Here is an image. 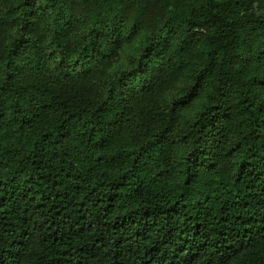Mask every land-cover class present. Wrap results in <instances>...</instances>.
Returning a JSON list of instances; mask_svg holds the SVG:
<instances>
[{"label": "trees", "instance_id": "trees-1", "mask_svg": "<svg viewBox=\"0 0 264 264\" xmlns=\"http://www.w3.org/2000/svg\"><path fill=\"white\" fill-rule=\"evenodd\" d=\"M201 76L183 121L162 99ZM262 237L264 0H0V264H264Z\"/></svg>", "mask_w": 264, "mask_h": 264}, {"label": "rangeland", "instance_id": "rangeland-1", "mask_svg": "<svg viewBox=\"0 0 264 264\" xmlns=\"http://www.w3.org/2000/svg\"><path fill=\"white\" fill-rule=\"evenodd\" d=\"M144 32H140L131 43L125 45L122 47L120 50L118 56L113 60L111 63L110 67L106 70L105 78L106 80H110L111 78H114L118 74L126 73L127 75L131 72H136L138 70L137 67V60L138 57L141 53V50L143 48V43H144ZM76 59H78L77 56H72L68 59V62L70 65L75 66L76 65ZM78 66H84V67H92L93 62L92 61H85V60H79L78 61ZM181 83H177L174 87L177 88L180 86ZM169 91V92H170ZM168 92V94H169ZM203 103V102H202ZM201 103V104H202ZM201 104L199 107L195 110L188 109V110H182L181 111V118L183 121H188L191 119V117L197 112V110L200 108Z\"/></svg>", "mask_w": 264, "mask_h": 264}, {"label": "snow or ice", "instance_id": "snow-or-ice-1", "mask_svg": "<svg viewBox=\"0 0 264 264\" xmlns=\"http://www.w3.org/2000/svg\"><path fill=\"white\" fill-rule=\"evenodd\" d=\"M138 27V23H137ZM133 32L136 31L134 27ZM203 76L199 79L191 78L186 83L181 84L169 92L162 99L163 106L169 108L173 113L179 110H195L205 99L204 84L202 83ZM264 239V237H262Z\"/></svg>", "mask_w": 264, "mask_h": 264}]
</instances>
